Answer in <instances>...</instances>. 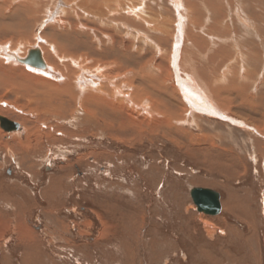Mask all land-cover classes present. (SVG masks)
Listing matches in <instances>:
<instances>
[{
	"label": "rangeland",
	"instance_id": "374dc122",
	"mask_svg": "<svg viewBox=\"0 0 264 264\" xmlns=\"http://www.w3.org/2000/svg\"><path fill=\"white\" fill-rule=\"evenodd\" d=\"M40 1L29 17L23 6L17 10L20 0H0V26L11 24L18 31L14 37L0 35V47L27 56L44 44L36 39L43 36L52 46L63 42L73 56L85 50L86 58L125 54L130 65L119 70L131 71L126 84L139 87L144 75L162 80L146 89L185 115L190 108L174 94L176 75L184 79L189 72L192 56L183 50L190 46L201 54L209 43L213 50L202 53L192 72L198 75L219 61L218 70L210 69V84L216 87L224 77L227 90H217L226 105L213 103L226 116L192 113L186 117L194 125L181 124L186 134L166 126L136 131L124 124L120 130L108 123L96 131V121H80V104L73 99L63 103L60 116L40 113L23 90L1 85L0 116L17 122L20 130L0 127V264H264V0H215L211 9L204 0H182L185 29L194 22L199 40H191L193 46L181 41L177 74L171 0H145L148 18L171 20L163 25L168 26L165 40L155 41L158 50L151 39L132 37L119 25L110 43L102 34L108 25L98 35L80 33L78 24L96 28L99 23L68 16L55 0ZM236 9L243 22L233 16ZM47 14L54 15L48 22ZM70 22L76 32L62 33ZM251 22L255 31L245 28ZM204 138L215 147L198 142ZM195 187L220 194L218 215L197 211L189 195Z\"/></svg>",
	"mask_w": 264,
	"mask_h": 264
},
{
	"label": "bare ground",
	"instance_id": "6f19581e",
	"mask_svg": "<svg viewBox=\"0 0 264 264\" xmlns=\"http://www.w3.org/2000/svg\"><path fill=\"white\" fill-rule=\"evenodd\" d=\"M39 1L40 0H20V3L17 5V10H20L23 6L24 9L29 10V17H33V14L35 12V5L37 3L39 4ZM53 2H56L57 7L61 8L63 12H67L68 16L70 14L72 16L79 14L80 18L86 17L88 21L99 23L98 26H96L97 29L95 28V26L92 28L91 26L78 24L76 27L80 28V30H78L80 33L86 31L84 33L91 32L92 34H97L101 27L104 29L110 26V28L108 27L106 30H103L104 32L102 33L105 42L107 43L111 42L110 36L116 34L115 25H119L121 27H124L127 32L129 31V35L134 34L132 35V37H137L138 39L139 37L143 36L142 38L145 41L151 39L152 44H154L158 50L159 45L155 41L161 43L165 40V36L167 37V33L164 30H166L168 26L166 27L163 25H167V22L171 21L170 20L166 22L161 18V22L163 23H160L153 17L148 18L147 14L143 10L145 0H55ZM204 2L203 3L205 4V8L211 9L210 5H213L215 3V0H204ZM170 3H172L175 11L174 24L176 25H174V27H176L174 35L175 39L173 44L172 66H174V73L177 74L178 70L181 69V62L179 60L178 53L179 46L182 45L181 41L185 40L188 45L193 46L190 41L193 40L196 42V40L199 39L197 38V35L194 34L196 31L194 22H192L194 23V27L191 28L189 26L192 25V23L186 21V23H189L185 29V18L183 17L188 14L183 10L184 8L182 0H171ZM44 5H46V3ZM193 5L195 6L194 9H196L197 7L195 3H193ZM121 12L122 14L121 16H119ZM233 14V16L240 19V22H243L241 21V19L244 17L242 16V12H240L239 9H236ZM53 16H50L49 19L46 18V22H48V20H50ZM63 28L64 29L61 28L62 33H69L70 31L76 32L75 28L72 27L71 22L69 23V26ZM245 28L254 31L256 30L255 25H253L252 22L249 25L246 24ZM150 32H156L157 34H154L155 36L152 35L151 37V34H148ZM196 32H198V30ZM5 33H9L11 37L18 35V31L15 30L11 24H2V26H0V35ZM256 35L260 37V34L258 32H256ZM92 36L93 42H95L96 44L99 43L95 36ZM42 37L43 36H36V39L42 40L44 42V44L40 46L41 48L36 46L34 47L40 52L41 62H43V65L41 67L21 63L20 60L23 59L21 57H23L24 55L20 57V55L18 56L16 54L17 52L7 50V48L4 47H0V86L10 85V87L13 89L23 90L24 93H26L25 95H28L29 99L37 102L38 112L46 111L60 116L62 115V111L65 110L63 103L66 102L70 104L68 100L73 99L80 104V111L78 113L79 115L82 114L80 121L85 123L96 121L94 122L95 125L97 124L96 131H104V128H106L107 126H109L110 128H114L115 125L116 127H118V129L121 130L126 129L125 125L131 124L132 128H134L133 130L136 131L141 130L140 126L143 125L146 129H154L157 127L158 129H160L166 126L167 129L175 133L186 134L183 133L184 129L181 127V124L187 123L186 120H188V122L190 123L189 125H194L191 119L189 120V118H187L192 113H207L214 117H219L225 120L224 118L226 115L224 114V112H219L220 110H218L217 106H215L213 103L214 101H217L220 106H224L225 104V100L222 98L223 93H220L217 90H227V88L224 87V77H222L221 79L223 80V82L218 77L220 81L218 86L213 87V85L210 84L213 81L211 80V75L214 73L213 71L211 72L210 69L213 68L212 70H216L219 66V61L216 63V65H210L209 70H200V73L198 75L196 74V71L192 72V70H197L196 65L198 64V62H200L199 60L204 59L205 55L202 56V53L204 52L209 55V53H211V51L213 50H210L211 45H209V43L207 44V46L204 44L206 47L203 46V48H205L204 50L202 49L203 51L201 54H197L195 49H190V46L185 47V49L183 50L184 53H187V56H192L191 58L187 57L189 60L187 61L188 63L186 68H189V72H187V74L185 75L186 78L184 79H182L180 75H176L175 83L178 86L174 94H179L181 100L186 105H188L190 109L186 110L185 115H180L177 110H173L167 106L162 105L161 102L156 100L155 93H151L146 89L148 88L146 86L148 83L156 84L155 82H162V80L160 81V79H153L144 75L138 77V79H140L139 87H135L132 84L133 81H130L129 84H126L127 77L130 75L131 71L120 72L121 70H119L125 68L126 64L130 65L128 57H126L125 54L114 52L110 57L111 59H108L105 56L103 58H86L89 53L85 54V50V52H83L81 56H73V53L67 50V47L63 44V42H55V45L52 46L53 43H48ZM70 40L73 41L74 39ZM79 42L81 41L79 40ZM66 44H70V41L66 42ZM184 46H186V44H184ZM195 56H197V58ZM25 57L26 56H24V58ZM62 59L70 60L71 65L75 69H72L70 67L67 68L68 65L62 63ZM78 59L80 60V64L77 61ZM206 61L207 60H205V64ZM89 63H92L94 67H90ZM207 64L209 63L207 62ZM50 66H52L53 68ZM157 71L158 74L162 72H160V70H153L150 73L156 74ZM213 77L214 76L212 75V79ZM161 84L159 83L158 85L161 86ZM209 89L210 91H212L211 93ZM117 118L121 119L122 122H120L119 124H113L112 122L115 120L117 121ZM98 121H100V123ZM14 123L17 125V128L14 130H20V125L17 122ZM106 123H108L107 126ZM14 130L11 131L13 132ZM13 136L15 138L17 137L15 135ZM201 140L202 141L198 142L209 141L210 144L213 145L212 147H215L214 142H212L211 140H208L207 138Z\"/></svg>",
	"mask_w": 264,
	"mask_h": 264
},
{
	"label": "water",
	"instance_id": "95a60500",
	"mask_svg": "<svg viewBox=\"0 0 264 264\" xmlns=\"http://www.w3.org/2000/svg\"><path fill=\"white\" fill-rule=\"evenodd\" d=\"M20 62L32 66L41 67L43 65L38 49L30 50L27 56L20 60ZM0 127L8 132L16 129L17 125L7 118L0 117ZM189 195L198 212L210 216H215L220 213L221 202L218 192L208 188L195 187L190 189Z\"/></svg>",
	"mask_w": 264,
	"mask_h": 264
}]
</instances>
